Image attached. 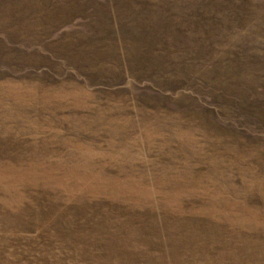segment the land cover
<instances>
[{"label":"rangeland","instance_id":"rangeland-1","mask_svg":"<svg viewBox=\"0 0 264 264\" xmlns=\"http://www.w3.org/2000/svg\"><path fill=\"white\" fill-rule=\"evenodd\" d=\"M0 264H264V0H0Z\"/></svg>","mask_w":264,"mask_h":264}]
</instances>
